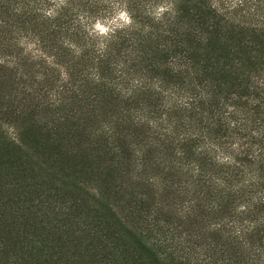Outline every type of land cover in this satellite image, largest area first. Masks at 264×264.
<instances>
[{
    "label": "trees",
    "instance_id": "16d2710c",
    "mask_svg": "<svg viewBox=\"0 0 264 264\" xmlns=\"http://www.w3.org/2000/svg\"><path fill=\"white\" fill-rule=\"evenodd\" d=\"M0 85V264H264V0H0Z\"/></svg>",
    "mask_w": 264,
    "mask_h": 264
},
{
    "label": "rangeland",
    "instance_id": "374dc122",
    "mask_svg": "<svg viewBox=\"0 0 264 264\" xmlns=\"http://www.w3.org/2000/svg\"><path fill=\"white\" fill-rule=\"evenodd\" d=\"M3 90L5 91V90H6V88H5V87H2V86L0 85V91H3ZM48 199H49V202H52V203H54V202H55V201H54V200H55V198H54V197H52V194H51L50 198H48ZM165 212H167V211H165ZM19 229H20V228H19ZM4 233H6V231H5ZM12 234H13V235H15V234H14V231H12Z\"/></svg>",
    "mask_w": 264,
    "mask_h": 264
}]
</instances>
